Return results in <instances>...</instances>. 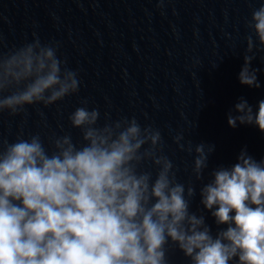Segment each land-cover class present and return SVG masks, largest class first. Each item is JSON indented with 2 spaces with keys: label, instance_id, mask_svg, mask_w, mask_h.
<instances>
[{
  "label": "clouds",
  "instance_id": "9594fccd",
  "mask_svg": "<svg viewBox=\"0 0 264 264\" xmlns=\"http://www.w3.org/2000/svg\"><path fill=\"white\" fill-rule=\"evenodd\" d=\"M248 27L249 54L237 79L260 89L251 53L264 52V4ZM33 36L0 55V113L15 116L79 92L78 73L58 58V45ZM68 119L80 140L53 133L49 149L39 134L21 131L0 145V264H170V244L191 264H264V159L245 147L201 189L204 208L224 226L214 235L204 216L190 211L195 189L178 181L158 128L135 117L112 121L107 113L100 124L87 101ZM227 124L264 134V99L253 107L241 97ZM173 139L180 151L195 152L193 172L201 179L215 145L193 149L183 133Z\"/></svg>",
  "mask_w": 264,
  "mask_h": 264
},
{
  "label": "water",
  "instance_id": "95a60500",
  "mask_svg": "<svg viewBox=\"0 0 264 264\" xmlns=\"http://www.w3.org/2000/svg\"><path fill=\"white\" fill-rule=\"evenodd\" d=\"M159 3L81 0L64 58L78 73L79 92L53 105L45 147L50 149L53 133L81 139L68 117L84 101L99 111L100 124L107 113L112 121L135 117L142 127L158 128L178 181L195 189L190 211L204 216L215 235L224 226L204 208L201 189L215 170L236 163L245 147L253 158L264 159V134L227 124L241 97L253 107L264 99V52L251 53L262 87L248 88L237 79L253 35L248 23L264 0H164L163 9ZM178 133L193 149L215 145L201 179L193 172L195 152L180 151L174 142ZM146 167L155 173L151 164ZM168 256L170 264H191L171 244Z\"/></svg>",
  "mask_w": 264,
  "mask_h": 264
}]
</instances>
